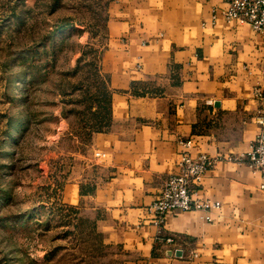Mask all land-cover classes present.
<instances>
[{"label":"crops","instance_id":"crops-1","mask_svg":"<svg viewBox=\"0 0 264 264\" xmlns=\"http://www.w3.org/2000/svg\"><path fill=\"white\" fill-rule=\"evenodd\" d=\"M225 6L218 0L108 5L99 68L111 90L110 125L91 133L97 171L88 173L86 165L82 174L73 172L60 198L65 206L99 211L98 230L120 248L122 264H264V178L224 159L248 152L255 138L264 31L225 22ZM182 150L217 158L197 197L220 206L173 211L158 222L147 207L178 171ZM168 236L170 243L162 239Z\"/></svg>","mask_w":264,"mask_h":264},{"label":"rangeland","instance_id":"rangeland-1","mask_svg":"<svg viewBox=\"0 0 264 264\" xmlns=\"http://www.w3.org/2000/svg\"><path fill=\"white\" fill-rule=\"evenodd\" d=\"M110 2L0 0V264H122L99 211L60 198L73 172L97 171Z\"/></svg>","mask_w":264,"mask_h":264},{"label":"built area","instance_id":"built-area-1","mask_svg":"<svg viewBox=\"0 0 264 264\" xmlns=\"http://www.w3.org/2000/svg\"><path fill=\"white\" fill-rule=\"evenodd\" d=\"M226 4L221 14L227 23L237 21L248 24L255 31H264V0H218ZM214 18V16H213ZM254 98L258 100L259 110L255 123L257 131L251 149L240 155H226L227 161L244 163L252 170L259 171L264 178V88L254 89ZM182 146L187 148L190 141H183ZM217 158L206 153L190 155L182 150L176 162L178 171L170 174L157 195L148 205V211L158 222L163 221L166 213L173 211L202 210L207 213L210 209L220 206L218 201L199 199L198 188L205 173L214 166ZM264 188V183L261 184ZM205 218L210 220V216ZM164 242H172L171 237H163Z\"/></svg>","mask_w":264,"mask_h":264},{"label":"trees","instance_id":"trees-1","mask_svg":"<svg viewBox=\"0 0 264 264\" xmlns=\"http://www.w3.org/2000/svg\"><path fill=\"white\" fill-rule=\"evenodd\" d=\"M103 100H104V98H103ZM109 102H110V96H109V99L107 98V100L105 101L106 104L103 105L104 107L102 106V108H101L102 111H101V115L99 116L100 120H98L99 121L98 125H96V126L90 125L91 132L101 131L102 129H106L110 125V120L111 119H110V105H109ZM29 119H30L29 115L26 116L25 123L29 122ZM67 207L74 209L73 207H69V206H67Z\"/></svg>","mask_w":264,"mask_h":264}]
</instances>
